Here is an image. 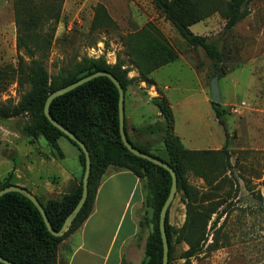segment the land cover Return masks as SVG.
Returning <instances> with one entry per match:
<instances>
[{
    "label": "rangeland",
    "instance_id": "obj_1",
    "mask_svg": "<svg viewBox=\"0 0 264 264\" xmlns=\"http://www.w3.org/2000/svg\"><path fill=\"white\" fill-rule=\"evenodd\" d=\"M96 4L105 8L116 29L97 26L91 31ZM230 4L231 0H218V11L192 27L194 34L205 36L221 53L222 61L217 70L212 68V62L201 48L188 45L162 18L150 0H63L49 49L32 55L33 59L42 62L51 78L74 73L84 58L102 59L109 66L120 63L128 80L124 109L128 110L134 98L143 99L153 108L152 99L168 100L176 133L183 138L186 147L195 149L212 146L210 137L218 138L224 145V129L215 119L209 100V81L217 74L222 101L218 105L225 110L223 118L232 167L230 174L219 176L213 166L209 184L190 172L186 174L187 182L197 191V213L212 214L209 221L199 227L180 230L185 220V206L181 201L182 193L176 192L168 210V224L172 228L170 264L184 262L183 253L189 248L185 237L192 238V243L197 242L200 249L190 258V264H264V0H250L249 14L226 30ZM149 23L163 35L177 59L179 55L183 56L195 72L181 60L153 75L152 72L151 83L144 81L127 49L126 37L133 36L136 47H151L150 36L141 33ZM159 25L167 35L160 31ZM47 27L44 25L41 30L48 33ZM15 43L13 0H0V106L16 105L20 95L29 89L27 82H23L22 87L19 85L16 71L19 55L26 62L29 58L23 50H16ZM163 84L176 89L163 92ZM30 121L28 113L7 119L0 117V158L11 160L10 166L26 146L34 157L39 151L49 153L42 137L36 138L35 145H27L30 138L25 135L23 126ZM164 123L165 119L160 115L144 116L137 112L125 124L130 139L140 145L150 144V150L167 160L161 143ZM62 164L71 170L70 160ZM5 169L0 167V175ZM111 169L116 168L108 170ZM39 176L52 177L53 172L45 169L36 175L35 181L32 178L29 181L37 184ZM26 187L32 188L30 182ZM127 192L124 185L118 190L113 189L110 197L105 196L99 202V212L86 224L83 232L79 228L66 238V246L59 251L64 261L73 252V264L87 258L77 250L80 242L94 252V256L87 259L92 264L107 260L110 263L115 259L120 239L129 230L132 207L129 208L130 201L124 205ZM144 209L142 202L132 211L136 223L140 221L142 226H137L134 236L124 243L121 264H139L142 258L145 238L152 231L150 217L145 221Z\"/></svg>",
    "mask_w": 264,
    "mask_h": 264
},
{
    "label": "trees",
    "instance_id": "obj_2",
    "mask_svg": "<svg viewBox=\"0 0 264 264\" xmlns=\"http://www.w3.org/2000/svg\"><path fill=\"white\" fill-rule=\"evenodd\" d=\"M36 1H38L36 3ZM63 0H13V14L16 28L17 51L23 50L28 56L26 62L19 55L17 59V73L19 85L27 82L29 89L20 95L14 106H0L1 118H12L23 113L31 116V121L23 126L29 142L42 137L54 145L58 137L67 138L55 128L43 115V105L46 97L54 90L68 85L84 76L97 71H108L120 83L124 94L127 91L128 80L126 71L120 63L109 66L102 59L91 60L84 58L77 70L68 76L62 73L58 78H51L41 61L33 59L36 51L49 49L52 33L60 18ZM162 18L168 21L191 47H199L212 62V68L218 69L222 55L215 45L207 41L202 35H195L189 26L198 23L214 12L218 11V0H150ZM250 0H231L230 11L225 29L229 30L240 19L249 14ZM48 25L42 31L41 27ZM97 26L117 28L101 4L93 8L91 31ZM141 33L150 36L151 45L156 47L140 48L134 46L133 36L126 37L127 49L137 65L139 74L144 81L151 83V73L158 68L177 60L176 53L167 45L163 35L152 24H147ZM135 37V36H134ZM69 74V73H68ZM159 115L165 119L161 127L163 136L162 148L167 160L157 156L150 150V144L140 145L133 142L124 131L128 142L137 150L146 153L166 164L175 172L177 178L176 192L182 193V203L185 206V220L180 230L189 227H199L207 222L212 214L203 216L195 202L196 189L187 182L186 174L200 177L205 183H210L211 170L216 168L219 176H226L231 169L230 154L227 149L228 132L224 121V108L212 103L214 117L224 129V145L217 150H190L173 131V116L166 99L151 100ZM118 92L113 83L104 76L93 78L73 90L56 97L49 105L50 116L73 135L80 139L90 154L91 167L88 178L87 198L73 220L71 226L60 237L52 236L46 229L42 217L36 207L25 196L17 192H8L0 196V256L14 264H57L59 244L70 234L80 228L92 211L97 187L102 176L113 167L131 172L142 183L144 193V218L152 222V231L146 236L143 255L139 264H161L162 243L158 229V214L165 201L171 179L167 171L153 163L131 154L122 144L118 129ZM68 139V138H67ZM69 140V139H68ZM79 150L81 174L76 187L59 199H48L38 202L42 206L51 227L59 230L66 216L76 205L81 195V179L84 171V156L79 147L69 140ZM215 163V164H214ZM230 174V172H229ZM12 173L9 172L0 180L1 188L12 183ZM224 179H226L224 177ZM0 188V189H1ZM197 204V205H196ZM170 207V206H169ZM169 210V208H168ZM168 210L165 216V234L168 245V264H170L172 228L168 224ZM147 222V221H146ZM142 226V222H138ZM189 232L193 233V230ZM194 234V233H193ZM188 249L184 251V262L190 264V258L200 249L192 238L185 237ZM1 264V263H0Z\"/></svg>",
    "mask_w": 264,
    "mask_h": 264
},
{
    "label": "crops",
    "instance_id": "obj_3",
    "mask_svg": "<svg viewBox=\"0 0 264 264\" xmlns=\"http://www.w3.org/2000/svg\"><path fill=\"white\" fill-rule=\"evenodd\" d=\"M193 26L194 24L189 26V30L191 32H192ZM159 28L163 34L167 35L162 26L159 25ZM195 35H199V34L196 33ZM181 60L183 62L185 59L183 56L179 55V59L158 68L152 73V75L158 72L159 70L167 68L173 63L181 62ZM185 63H187V67L190 70H192V72H195V69L193 68L191 63H189L186 60H185ZM161 89L163 92H168L170 90L176 89V87H169L167 84H163L161 86ZM131 100L132 102H130L129 104L130 107L128 108V110H126V108L124 109L125 123L126 121L132 118V114L134 116L137 114V112H140V114L142 113L144 116L152 115L155 117H159V113L157 112V110L151 107L143 99L134 98ZM168 103L170 105V108H172L169 101ZM173 131L183 143L184 141L183 138L176 133L174 126H173ZM36 141L37 139H34L32 142L28 141L27 145L29 144L35 145ZM209 141L213 143V145L205 149L217 150L223 146L220 144V141L218 138L216 139V138L210 137ZM45 142H46V146L49 148V153L47 154H45V152L43 151H39L37 152L36 157H34L31 155V151L29 148L25 149L27 147L26 146L21 150L20 156L15 157L14 160H16V162H14V160L12 161L11 166L10 164H8V162L10 163L11 160H8L7 158H4V157L0 158L1 159L0 167L1 166L6 167L4 174L0 175V180L3 177H5L9 172H11L12 173V178H11L12 183L14 185H18L20 187L27 189L41 202H45L48 199H59L62 196L70 193L78 184V179L81 174V166H80L79 159H78L79 150L67 138L62 137V136L58 137L55 140L54 145L50 144L47 141ZM186 148L190 150H203V149H195V148H188V147ZM65 160H70L72 162L71 170H68L65 166H63L62 162H65ZM45 169H50L53 172V176L52 177L44 176L43 178H40L39 176L37 178L39 183L37 184L33 183L32 181H29L31 178L35 181L36 175L40 173L41 171H44ZM29 182L32 185V188L26 187V185H29ZM123 185L128 190L126 197H125L126 199H125L124 205H127L128 201H130L129 208L132 207V210L128 218V224H129L128 229L129 230L124 236L122 235V238L120 239V243L117 247V254H116L115 259L112 260V262L110 263L107 260L105 262H102L101 264H121L122 247L128 238L130 237L132 238L134 236L137 230L138 224L136 223L133 217L132 211H134L136 207L140 206L144 200L142 183L138 180L136 176H134L131 172L127 170H119V169L108 170L102 176L101 181L97 187L92 211L87 217V219L80 226L81 230L85 228L86 224H88V222L92 220V218L99 212V209H98L99 202L104 200L105 196L110 197L113 189L118 190ZM123 215H124V212L122 216ZM122 216L120 217V220L117 223L118 227H119ZM66 238L59 244L58 251H57V264H73L72 259H73V256L75 255L74 254L75 252L71 253L67 261H64L62 257L59 256V251L61 247L66 246ZM77 250L80 252L82 251L84 253V257H87V258H84L85 260L83 262H77L76 264H92L89 261H87V259L89 260V257L94 256V252L92 250L86 249L82 242H80L79 245L77 246Z\"/></svg>",
    "mask_w": 264,
    "mask_h": 264
},
{
    "label": "water",
    "instance_id": "obj_4",
    "mask_svg": "<svg viewBox=\"0 0 264 264\" xmlns=\"http://www.w3.org/2000/svg\"><path fill=\"white\" fill-rule=\"evenodd\" d=\"M99 76H104L107 77L115 86V88L117 89L118 92V129H119V137L120 140L123 144V146L134 156L145 159L151 163H153L154 165H157L161 168H163L165 171L168 172L170 179H171V183H170V188H169V192L168 195L165 199V201L163 202V205L161 206V209L159 211L158 214V229H159V233H160V238H161V243H162V262L161 264H168V245H167V240H166V234H165V216L167 213V210L169 208V206L171 205V203L173 202V199L175 197L176 194V190H177V178H176V174L174 172V170L166 163L146 154L143 153L137 149H135L127 140L126 135H125V131H124V91L123 88L121 87L119 81L108 71H97L94 73H91L87 76H84L68 85H65L61 88H58L56 90H54L53 92H51L45 99L44 105H43V115L45 116V118L49 121V123H51L55 128H57L60 132H62L69 140H71L72 142H74L80 149V151L82 152L83 156H84V171L82 174V179H81V195L79 197V200L77 201L76 205L74 206V208L71 210V212L66 216V218L63 221V224L61 225L59 230H54L50 223L49 220L42 208V206L40 205V203L38 202V200L36 199V197L30 193L27 189L20 187L18 185H9L7 187H4L2 189H0V196H2L5 193L8 192H17L23 196H25L26 198H28L32 204L36 207V209L38 210L39 214L42 217L43 223L47 229V231L54 237H60L62 236L67 229L71 226L73 220L75 219V217L77 216L78 212L80 211V209L82 208L86 198H87V193H88V189H87V185H88V178H89V174H90V167H91V159H90V154L89 151L87 150L85 144L78 139L75 135H73L69 130H67L66 128H64L62 125H60L59 123H57L49 114V105L51 103V101L53 99H55L58 96H61L71 90H73L74 88L82 85L83 83L99 77ZM209 100L212 103L215 104H221V98H220V92H219V87H218V82H217V74H214L212 76V78L209 81ZM0 263L1 264H14L8 260H6L5 258L0 256Z\"/></svg>",
    "mask_w": 264,
    "mask_h": 264
}]
</instances>
